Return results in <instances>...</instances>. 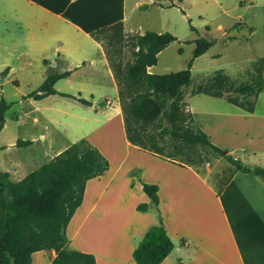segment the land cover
<instances>
[{"label": "crops", "instance_id": "obj_1", "mask_svg": "<svg viewBox=\"0 0 264 264\" xmlns=\"http://www.w3.org/2000/svg\"><path fill=\"white\" fill-rule=\"evenodd\" d=\"M163 2L168 8L171 3L174 6L183 0H0V36L11 39L7 47L11 50L23 47V50L36 51L41 56L50 52L57 54L59 61L53 67H64L58 74L71 72L66 79L88 67L87 60L82 58L97 54L98 59H90V65L97 67L100 64L107 69L117 88V98L114 74L103 47L91 34L123 23L126 36L130 33L143 36L146 33H137L130 27L132 12L147 10L150 6L163 7ZM128 3L131 4V11L127 9ZM11 24L18 27L16 40L9 27ZM149 73L153 74L152 68ZM195 98L187 99V111L211 143L228 155L243 154L235 155L234 159L244 165L249 166L244 162L248 161L254 165L251 168H264L257 158L259 154L264 155V114H257L256 111L247 113L225 98L211 97L230 105V108L224 107L219 111L211 109L206 100L193 102ZM114 121L117 122V133L108 131L118 141L112 145V159L108 155L110 148H106V153L102 144L88 141L91 145L95 144L93 146L108 160L109 170L86 184L83 202L66 229L70 249L94 255L97 264H137L134 251L149 229L160 225V215L168 235L176 243L174 251L162 264H178V261L182 264H264L262 180L233 167L229 181L218 193L213 186L216 185L215 180H212L215 183H210L212 170L203 173L131 144L117 100L115 115L108 123ZM38 122V118L34 119L35 124ZM37 136H33L34 140L22 141L31 142L27 146L30 148L35 142L41 143L49 160L44 165L69 148L56 150L49 133L39 132ZM39 168L25 177L20 164L10 169L12 174L0 170L8 173L10 180L17 183ZM11 175L18 177V181L13 180ZM143 184L158 186L159 214L145 194ZM143 203L150 204V209L140 212L137 208ZM115 217H119L118 221ZM99 232L111 233L113 237L120 233L122 239L114 244L107 242L101 246L102 249L94 247L89 243V234ZM103 249H106L105 252ZM55 257L54 251L36 252L32 256V264H52Z\"/></svg>", "mask_w": 264, "mask_h": 264}, {"label": "rangeland", "instance_id": "obj_2", "mask_svg": "<svg viewBox=\"0 0 264 264\" xmlns=\"http://www.w3.org/2000/svg\"><path fill=\"white\" fill-rule=\"evenodd\" d=\"M130 5L127 4L129 11H131ZM163 5V7L150 6L147 10L133 11L130 26L137 33H169L177 38L176 42L159 54L158 61L153 62L148 56V49L141 48L140 35L130 33L126 36L124 27L122 33L117 29L101 33L99 41L109 67L116 71L117 87L120 83L125 94V117L128 118L131 133L140 135L145 144L163 149L164 156L172 155L179 163L197 168L203 173L208 169L212 170V179L209 181L216 182L213 186H216L220 193L222 187L229 181L234 166L210 148L200 145L186 146L167 137L162 140L160 130L167 125L164 121L160 122L158 119L144 124L141 118L136 117L132 100L129 99L131 98L129 94H134L133 87L136 86L130 78V73L136 67H141L142 71L147 73L152 68V73L156 75L187 70L193 59L195 49L193 42L205 38L214 41L215 44L206 54L194 60L191 68L192 84L186 89V93L189 95L192 90L207 86L209 79L216 75H224L236 84L247 81L254 72L251 68L252 63L264 58V0H183L182 3L176 2L174 6L171 3V7L168 8L165 7V2ZM9 27L12 36L16 37L18 27L12 24ZM192 28L195 30L193 31ZM231 37H235L236 40ZM10 43V38L0 36V104L4 100L12 105L5 114V126L0 134V169L11 173L10 169L20 164L25 177L47 163L48 153H44L41 143L35 142L32 148L17 146L19 140H34L33 136L39 135V132L49 133L52 136L56 150L87 140L102 144L105 152L106 148H110L108 155L112 159V145L118 141L108 131L110 129L117 133V122L108 123V120L115 115L116 100L121 110L123 108L119 95L116 98L117 88L114 87L107 69L100 64L97 67L90 65L89 60L98 59L97 54L82 58L87 60L88 66L86 69L78 70H82V73L57 83L56 90L59 95L48 97L43 101H34L27 97L39 90L49 74L61 73L64 67H53L59 61L58 55L53 52L41 56L36 51L23 50V47L11 50L7 48ZM141 55L144 57L140 60ZM45 61L51 64H45ZM138 62L143 67L138 65ZM228 90L229 88L226 87L222 92L235 96L234 89ZM60 94L82 97L92 101L93 105L85 106L77 100ZM91 97L94 99L92 100ZM195 97L193 102L206 100L211 109L220 111L224 107L230 108L226 101L210 99L211 97L207 95ZM172 104L173 102L166 104L164 113L176 110L172 109ZM177 108L179 110L175 113L177 115L179 113L182 117L183 110L180 104ZM185 111L188 112L187 106ZM255 111L257 114H264V92L257 98ZM36 118L39 122L35 124ZM182 119L178 131H183V127L189 126V122ZM235 155L243 154L234 153ZM257 158H259L258 163L263 167L264 155L259 154ZM244 162L254 167L248 161ZM11 176L13 180L18 181V177ZM118 218L115 217V220L118 221ZM120 235L117 233L113 237L107 232L92 233L89 234V243L94 247H101L107 242L114 244L120 242L122 239ZM103 250L105 252L106 249Z\"/></svg>", "mask_w": 264, "mask_h": 264}, {"label": "trees", "instance_id": "obj_3", "mask_svg": "<svg viewBox=\"0 0 264 264\" xmlns=\"http://www.w3.org/2000/svg\"><path fill=\"white\" fill-rule=\"evenodd\" d=\"M123 27V23H117L98 30L91 36L100 44L101 33L112 29L122 33ZM139 40L141 48L148 49V56L156 62L159 53L176 42L177 38L169 33L147 32L140 36ZM193 43L195 44L193 59L187 70L166 75L150 74L142 71L141 67L131 70L130 78L136 86L133 87L134 94H129L131 96L129 99L132 100L135 116L141 118L144 124L158 119L160 122L164 121L167 125L160 130L162 140L167 137L186 146L200 145L210 148L227 159L236 171L252 175L264 182V168L244 165L226 151L213 145L208 135L197 127L191 113L185 111L187 98L207 95L225 98L244 112L254 113L257 98L264 92V58L252 63L251 68L254 72L243 83L236 84L224 75H216L209 79L207 86L192 90L188 95L186 89L192 84L191 68L194 60L206 54L215 44L214 41L205 38L197 39ZM143 57L144 55L139 56L140 60ZM137 64L140 65V62ZM112 72L117 81L115 69H112ZM70 75L71 72L49 74L39 90L29 95L27 99L40 101L49 96L59 95L55 88L57 83ZM226 87L229 88L228 91L234 89L235 96L222 92ZM118 88L128 141L146 152L177 161L172 155L164 156L163 149L145 144L140 135L131 133L128 118L125 117V94L120 83ZM62 96L77 100L85 106L93 105L92 101L84 98ZM169 102H173L172 109L176 110H179L177 107L180 104L183 110L182 117L175 113L176 110L164 113ZM103 106L104 104L101 105ZM11 107L12 105L2 100L0 133L5 126V114ZM181 119L189 122V126L183 127V131H178ZM30 144L31 142L22 140L17 143L19 147ZM108 170V160L87 140L72 145L21 182H13L8 173L0 170V264H32L33 254L40 251L56 253L52 264H97L94 255L69 248L66 229L83 202L87 182L103 176ZM143 190L159 214L158 186L143 184ZM137 209L140 212L148 211L150 204H140ZM159 218L160 225L151 227L134 251L133 257L137 264H162L175 249V244L168 235L160 215ZM178 264L182 262L178 261Z\"/></svg>", "mask_w": 264, "mask_h": 264}]
</instances>
